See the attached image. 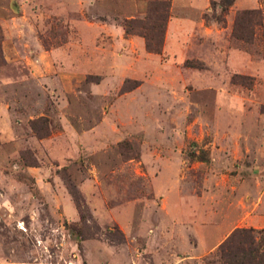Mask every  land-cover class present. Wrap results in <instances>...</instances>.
Returning a JSON list of instances; mask_svg holds the SVG:
<instances>
[{
	"label": "rangeland",
	"instance_id": "rangeland-1",
	"mask_svg": "<svg viewBox=\"0 0 264 264\" xmlns=\"http://www.w3.org/2000/svg\"><path fill=\"white\" fill-rule=\"evenodd\" d=\"M146 8L0 0V264H219L264 229V0H170L156 52Z\"/></svg>",
	"mask_w": 264,
	"mask_h": 264
},
{
	"label": "trees",
	"instance_id": "trees-1",
	"mask_svg": "<svg viewBox=\"0 0 264 264\" xmlns=\"http://www.w3.org/2000/svg\"><path fill=\"white\" fill-rule=\"evenodd\" d=\"M145 20H125V31L139 24L149 51H158L170 0H146ZM264 229L235 228L219 245V264H264Z\"/></svg>",
	"mask_w": 264,
	"mask_h": 264
},
{
	"label": "crops",
	"instance_id": "crops-1",
	"mask_svg": "<svg viewBox=\"0 0 264 264\" xmlns=\"http://www.w3.org/2000/svg\"><path fill=\"white\" fill-rule=\"evenodd\" d=\"M196 1H197V0H189L190 4H191L192 2L194 3V2H196Z\"/></svg>",
	"mask_w": 264,
	"mask_h": 264
}]
</instances>
